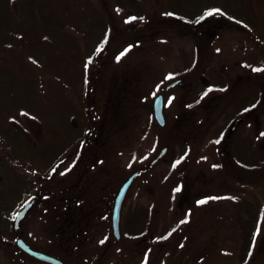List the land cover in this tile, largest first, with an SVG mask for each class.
<instances>
[{
  "label": "rangeland",
  "instance_id": "374dc122",
  "mask_svg": "<svg viewBox=\"0 0 264 264\" xmlns=\"http://www.w3.org/2000/svg\"><path fill=\"white\" fill-rule=\"evenodd\" d=\"M83 1L71 0V3L78 8ZM177 1L90 0L103 15L109 37L108 47L91 68L86 101L94 109L92 120L97 131L94 140L103 137V141L90 144L100 147L98 161L92 167V163L84 166L85 161L68 166L69 160H64L52 178L43 180L57 192H64L73 185L92 186L95 193L89 195L95 198L92 199L94 206L103 211L92 223L94 230L90 232V240L83 243L84 248L72 251L70 264H141L139 261L143 259L144 264H240L237 216L243 214V206L223 197V193L229 187L240 189L237 183H250L258 175L234 160L226 139L217 142L211 137L213 127L236 99L246 98L242 101L249 102L256 99L254 93L248 95L254 87L258 89L259 101L239 116L236 130L247 126L242 138L255 141L257 148L264 151V41L241 22L220 12L195 26L176 21L171 14V4ZM253 2L257 13L262 15L264 0ZM137 8L143 14L142 19L136 18ZM74 36L81 38L78 34ZM82 42L85 45L86 41ZM53 49L55 53L61 51L59 47ZM14 51L8 54L11 62L16 55ZM190 54L195 57V66L187 75V81L166 88L178 79L174 73L184 67V55ZM70 60L72 62L73 57ZM209 65L218 67L227 85L210 90L200 104L191 108L186 101L192 84L188 82L200 76ZM34 66L44 83L45 73ZM202 79L208 84L206 78ZM62 87L75 102L77 95L73 88L65 83ZM159 93L164 97L166 123L161 126L154 122L144 134L149 119H154L153 101ZM42 97L47 99V94ZM23 119L26 127H19L23 137L35 148L43 146L47 134L39 117L24 113ZM234 132L227 134L231 136ZM179 141L188 147V155L177 165L184 179L182 189L174 197L173 210L179 217L170 220L188 212L189 221L179 226L185 232H177L163 244L150 242L151 236L145 237L138 246L135 239L124 233L122 223L125 218L134 216L138 208L152 204V228L160 229L161 210L168 196L166 188L171 182L164 178L165 169L181 153ZM164 146L168 147L165 155L151 164ZM215 149L221 160H218L219 167L213 165ZM17 168L25 172L23 167ZM139 168L143 172L127 191L121 209V234L115 238L112 227L115 196L121 184ZM173 177L176 176L170 179ZM204 194L206 202L199 203L204 201ZM243 197L251 201L249 196ZM31 199L36 198H28L24 204ZM45 207L36 199L19 228L14 230V236L47 252L50 218L44 215ZM108 233L109 236H105ZM6 251L12 264H48L18 247ZM246 264H264V225Z\"/></svg>",
  "mask_w": 264,
  "mask_h": 264
},
{
  "label": "trees",
  "instance_id": "16d2710c",
  "mask_svg": "<svg viewBox=\"0 0 264 264\" xmlns=\"http://www.w3.org/2000/svg\"><path fill=\"white\" fill-rule=\"evenodd\" d=\"M254 6L253 0H178L171 4V14L174 20L195 26L220 12L241 22L264 41V11L259 15ZM136 18H143L138 8ZM107 31L103 15L90 0L81 2L78 8L71 0H0V138L3 140L0 142V264H12L6 250L20 248L14 236L13 220L28 198L41 200L46 206L44 215L50 218L46 251L61 257L63 264H70L68 260L74 249L81 251L84 248L83 243L90 240V232L94 230L92 223L100 212L103 214L97 205L94 206L92 199L95 198L90 197L95 193L92 186L73 185L64 192H57L43 180L52 178L64 160H69L68 166L85 161L84 166L92 163V167L98 161L100 147L96 145L94 148L90 144L103 141V137L94 140L97 132L92 120L94 109L86 101L92 79L91 68L109 44ZM74 34L81 38L77 39ZM83 40L85 45L81 44ZM53 47H59L61 51L55 53ZM12 50L16 52L13 62L8 55ZM183 60L184 67L174 73L181 83L187 81V75L195 66L192 54L184 55ZM34 65L45 73L44 83ZM202 78H206L208 84ZM63 83L73 88L77 95L75 102L67 97ZM188 83L192 84L186 101L191 108L201 103L205 93L227 85L225 76L216 65H209ZM250 91L248 95L254 93L256 99L251 102L246 98L236 99L213 127L211 137L215 141L226 139L234 160L258 175L250 183H237L240 189L229 187L223 193V197L234 199L243 206V214L237 216L241 237L240 264H246L253 255L264 225V151L257 148L255 141L243 139L247 126L236 130L239 116L259 101L258 89L253 87ZM44 93L47 99H43ZM24 113L38 116L46 128L47 138L43 146L35 148L20 132L19 127H26ZM154 122L156 120L151 117L144 134ZM229 131L236 132L230 136ZM178 143L181 153L165 169L164 178L171 182L166 188L168 196L161 210L160 229L152 228V204L148 208H138L134 216L125 218L122 223L124 233L135 239L138 246L149 236L150 242L163 244L177 232L183 234L184 230L179 226L189 221L188 212L170 220L179 217L173 210L174 197L182 189L184 179L182 169L177 165L188 155V147L181 141ZM212 155L213 165L221 166L216 149ZM17 167H23L25 172H19ZM173 175L176 177L170 179ZM72 187L78 190L73 191ZM203 197L206 202L207 195ZM139 263L146 262L143 259Z\"/></svg>",
  "mask_w": 264,
  "mask_h": 264
},
{
  "label": "water",
  "instance_id": "95a60500",
  "mask_svg": "<svg viewBox=\"0 0 264 264\" xmlns=\"http://www.w3.org/2000/svg\"><path fill=\"white\" fill-rule=\"evenodd\" d=\"M180 79H176L172 82H170L166 88H170L174 86L175 84L179 83ZM153 111H154V117L156 121L160 125H165L166 119L164 115V97L162 93H159L156 95L153 101ZM168 147L164 146L158 155L152 160L154 163L157 159L163 157L167 151ZM138 174V171H134L129 175V177L121 184L119 187V190L115 196L114 201V207H113V213H112V227H113V233L114 235L119 238L120 237V217H121V209L122 205L125 199V196L127 194V191L129 187L131 186L135 176ZM34 201L30 200L28 201L16 214L15 220H14V227L15 229H18L20 226L21 220L25 217L31 206L33 205ZM17 245L23 249L26 253L31 255L32 257L39 259L41 261L50 263V264H63V260L59 257L52 255L48 252H44L42 250H38L33 248L29 243H27L22 237L16 238Z\"/></svg>",
  "mask_w": 264,
  "mask_h": 264
},
{
  "label": "flooded vegetation",
  "instance_id": "af4514ba",
  "mask_svg": "<svg viewBox=\"0 0 264 264\" xmlns=\"http://www.w3.org/2000/svg\"><path fill=\"white\" fill-rule=\"evenodd\" d=\"M153 116H154V111H153ZM154 119H155V117H154ZM155 120H156V119H155ZM167 150H168V149H167ZM166 152H167V151H166ZM161 158H162V157H161ZM161 158H159V159H161ZM159 159H157L155 162H157ZM155 162H154V163H155ZM60 163H61V162H60ZM154 163L151 161V164H154ZM141 170H142V169L139 168V169H137V170H135V171H138V174H139V173L141 172ZM138 174L135 176V178L138 176ZM135 178H134V179H135ZM133 181H134V180H133ZM132 183H133V182H132ZM129 188H130V187H129ZM34 202H35V200H34ZM33 205H34V204H33ZM33 205H32V206H33ZM32 206H31V208H32Z\"/></svg>",
  "mask_w": 264,
  "mask_h": 264
},
{
  "label": "snow or ice",
  "instance_id": "6c2138e0",
  "mask_svg": "<svg viewBox=\"0 0 264 264\" xmlns=\"http://www.w3.org/2000/svg\"><path fill=\"white\" fill-rule=\"evenodd\" d=\"M212 13H208V15H211ZM134 19V18H133ZM117 59H119V57L117 58ZM262 69H256V71H261ZM207 93H205V95H206ZM218 142V141H217ZM200 203H205V201H201Z\"/></svg>",
  "mask_w": 264,
  "mask_h": 264
}]
</instances>
